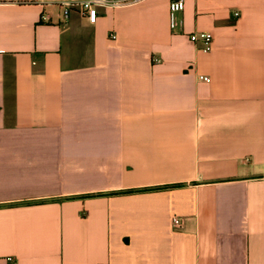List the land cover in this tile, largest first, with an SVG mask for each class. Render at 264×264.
Listing matches in <instances>:
<instances>
[{
    "label": "crops",
    "instance_id": "obj_1",
    "mask_svg": "<svg viewBox=\"0 0 264 264\" xmlns=\"http://www.w3.org/2000/svg\"><path fill=\"white\" fill-rule=\"evenodd\" d=\"M61 1L0 0V264H264V0Z\"/></svg>",
    "mask_w": 264,
    "mask_h": 264
},
{
    "label": "built area",
    "instance_id": "obj_2",
    "mask_svg": "<svg viewBox=\"0 0 264 264\" xmlns=\"http://www.w3.org/2000/svg\"><path fill=\"white\" fill-rule=\"evenodd\" d=\"M139 0H62L60 6L62 8V18L67 20L74 8H77L80 14L88 19L90 23H94L96 19L97 8L99 7H117L128 3H134ZM184 8V0H170L168 4V20L170 28H175L177 23V14ZM235 15L237 13H234ZM45 18V17H44ZM111 38H115L112 34ZM192 42L199 41L202 49L208 51L211 48L212 35L209 32H197L190 35ZM158 61V59H155ZM208 80V78H204ZM173 226H180V220L177 217L172 218Z\"/></svg>",
    "mask_w": 264,
    "mask_h": 264
}]
</instances>
